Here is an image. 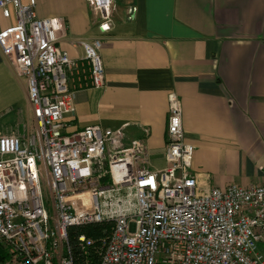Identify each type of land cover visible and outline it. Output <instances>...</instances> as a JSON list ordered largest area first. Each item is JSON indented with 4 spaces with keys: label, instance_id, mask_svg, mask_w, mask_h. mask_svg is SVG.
<instances>
[{
    "label": "built area",
    "instance_id": "built-area-1",
    "mask_svg": "<svg viewBox=\"0 0 264 264\" xmlns=\"http://www.w3.org/2000/svg\"><path fill=\"white\" fill-rule=\"evenodd\" d=\"M0 0V51L26 80L35 133L0 135V264H264V184L202 189L191 165L177 95L167 94L166 167L153 170L147 145L121 128L66 130L74 91L104 85L101 40L83 56L58 46L59 17L40 19L35 0ZM111 29L113 0H86ZM46 171L52 213L39 186ZM101 226L98 235L80 231Z\"/></svg>",
    "mask_w": 264,
    "mask_h": 264
},
{
    "label": "crops",
    "instance_id": "crops-1",
    "mask_svg": "<svg viewBox=\"0 0 264 264\" xmlns=\"http://www.w3.org/2000/svg\"><path fill=\"white\" fill-rule=\"evenodd\" d=\"M34 11L62 20L57 44L71 58L101 40L104 85L74 91L68 132L121 128L162 158L173 91L200 187L264 184V0H113L106 33L86 0H35ZM10 12L0 29L15 23ZM32 133L26 80L0 51V135Z\"/></svg>",
    "mask_w": 264,
    "mask_h": 264
},
{
    "label": "rangeland",
    "instance_id": "rangeland-1",
    "mask_svg": "<svg viewBox=\"0 0 264 264\" xmlns=\"http://www.w3.org/2000/svg\"><path fill=\"white\" fill-rule=\"evenodd\" d=\"M150 165L153 170L155 169H163L166 167V163L164 162L163 157L162 158H150ZM41 170L39 173V186L41 190V194L44 200V204L46 209L49 213H52V207L50 203V190H49V183L46 175V171L42 165ZM258 250L261 252L263 258H264V242H261L258 244Z\"/></svg>",
    "mask_w": 264,
    "mask_h": 264
},
{
    "label": "trees",
    "instance_id": "trees-1",
    "mask_svg": "<svg viewBox=\"0 0 264 264\" xmlns=\"http://www.w3.org/2000/svg\"><path fill=\"white\" fill-rule=\"evenodd\" d=\"M80 231H89L87 232L89 235H98L100 234V230H101V226H84L82 228H80ZM5 257V252L2 250L1 245H0V263L2 262V260Z\"/></svg>",
    "mask_w": 264,
    "mask_h": 264
}]
</instances>
